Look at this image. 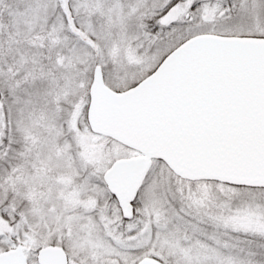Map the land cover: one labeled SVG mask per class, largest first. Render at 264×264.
Wrapping results in <instances>:
<instances>
[{
	"label": "snow or ice",
	"instance_id": "snow-or-ice-1",
	"mask_svg": "<svg viewBox=\"0 0 264 264\" xmlns=\"http://www.w3.org/2000/svg\"><path fill=\"white\" fill-rule=\"evenodd\" d=\"M0 264H264V0H0Z\"/></svg>",
	"mask_w": 264,
	"mask_h": 264
}]
</instances>
